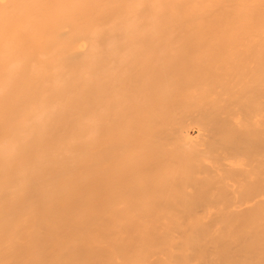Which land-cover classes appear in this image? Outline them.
I'll list each match as a JSON object with an SVG mask.
<instances>
[{
	"label": "bare ground",
	"instance_id": "6f19581e",
	"mask_svg": "<svg viewBox=\"0 0 264 264\" xmlns=\"http://www.w3.org/2000/svg\"><path fill=\"white\" fill-rule=\"evenodd\" d=\"M0 264H264V0H0Z\"/></svg>",
	"mask_w": 264,
	"mask_h": 264
},
{
	"label": "rangeland",
	"instance_id": "374dc122",
	"mask_svg": "<svg viewBox=\"0 0 264 264\" xmlns=\"http://www.w3.org/2000/svg\"><path fill=\"white\" fill-rule=\"evenodd\" d=\"M152 48V49H168L171 50L172 47H151V46H145V48ZM183 49H186V47H182ZM189 48V47H188ZM130 65H136L137 67H153V65H158L161 69H169V70H194L199 71L203 69L200 63H194L191 61H187L184 59H179L170 53H159L155 55L154 58H151L148 62L142 63H132V60L130 61ZM198 132V126L195 124L190 125L189 127V133L195 137V135Z\"/></svg>",
	"mask_w": 264,
	"mask_h": 264
}]
</instances>
